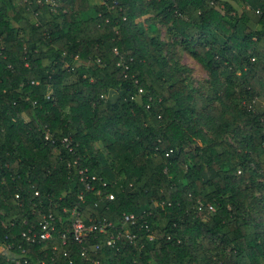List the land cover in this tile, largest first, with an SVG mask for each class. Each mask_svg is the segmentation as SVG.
Wrapping results in <instances>:
<instances>
[{
    "label": "trees",
    "instance_id": "1",
    "mask_svg": "<svg viewBox=\"0 0 264 264\" xmlns=\"http://www.w3.org/2000/svg\"><path fill=\"white\" fill-rule=\"evenodd\" d=\"M263 98L264 0H0V264H264Z\"/></svg>",
    "mask_w": 264,
    "mask_h": 264
},
{
    "label": "built area",
    "instance_id": "2",
    "mask_svg": "<svg viewBox=\"0 0 264 264\" xmlns=\"http://www.w3.org/2000/svg\"><path fill=\"white\" fill-rule=\"evenodd\" d=\"M29 3H40L41 0H24ZM50 2L51 4L55 3V0H45ZM141 91V89H139ZM63 142L65 143V146L72 150L73 146L71 144V141L67 138L63 139ZM37 193V192H36ZM111 198L112 195H109ZM210 209H213L211 205H209ZM77 212L73 209L71 212L70 217V229H64L60 232V240L62 243H66L67 240H72L77 243L83 242L85 239H87L88 234L94 230H98L102 233H105L107 228L111 226V223L108 221H103L99 224L91 223L86 225L78 216ZM134 215L132 213H128L124 215L123 218V225L128 226L129 223L134 222ZM41 230L38 232H29V231H22L21 235L25 238L26 242H34V241H41L44 239L51 238L53 235V232L55 231V224L52 222V215L49 214L47 217L44 216V219L42 222H40ZM120 236V230H117L115 235H111L108 239V244H113L115 242V239ZM127 236L132 239L135 234H127ZM151 238V236H149ZM11 248V244L6 245L3 249L0 248V254L4 253L5 251H8ZM95 248H98V245H95ZM22 252H24V248L21 249ZM83 253V252H82ZM17 262V261H16ZM7 264V263H6ZM95 264H98L97 261Z\"/></svg>",
    "mask_w": 264,
    "mask_h": 264
},
{
    "label": "rangeland",
    "instance_id": "3",
    "mask_svg": "<svg viewBox=\"0 0 264 264\" xmlns=\"http://www.w3.org/2000/svg\"><path fill=\"white\" fill-rule=\"evenodd\" d=\"M98 1L99 0H91V2L93 3ZM144 18L145 17H140L137 19L138 26L141 30H146L147 28ZM155 23L158 27V34L161 40L164 42V50L168 51L169 53H174L176 59L180 64L183 65V74L186 82L191 86L198 88L199 91L204 93L207 86V71L194 58L190 56L187 49H185L183 45L176 42V38L174 36L168 34L165 26L161 24L158 19L155 20ZM259 102V107H264V98Z\"/></svg>",
    "mask_w": 264,
    "mask_h": 264
}]
</instances>
